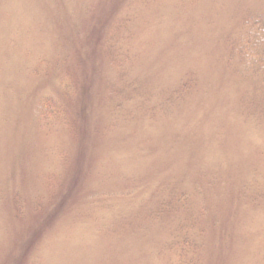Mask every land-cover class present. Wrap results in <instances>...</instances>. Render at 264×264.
I'll list each match as a JSON object with an SVG mask.
<instances>
[{
    "label": "rangeland",
    "instance_id": "1",
    "mask_svg": "<svg viewBox=\"0 0 264 264\" xmlns=\"http://www.w3.org/2000/svg\"><path fill=\"white\" fill-rule=\"evenodd\" d=\"M254 14L0 0V264H264V87L230 57Z\"/></svg>",
    "mask_w": 264,
    "mask_h": 264
},
{
    "label": "trees",
    "instance_id": "2",
    "mask_svg": "<svg viewBox=\"0 0 264 264\" xmlns=\"http://www.w3.org/2000/svg\"><path fill=\"white\" fill-rule=\"evenodd\" d=\"M230 57L237 58L248 72L260 77L264 87V14H254L243 21V29L230 41ZM63 109L51 98L39 107L43 120L52 116L62 118Z\"/></svg>",
    "mask_w": 264,
    "mask_h": 264
}]
</instances>
